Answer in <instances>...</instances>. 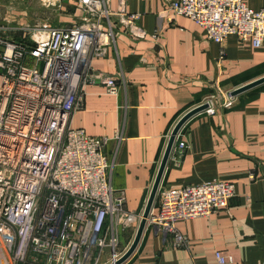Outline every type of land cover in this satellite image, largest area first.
<instances>
[{
  "label": "built area",
  "instance_id": "built-area-1",
  "mask_svg": "<svg viewBox=\"0 0 264 264\" xmlns=\"http://www.w3.org/2000/svg\"><path fill=\"white\" fill-rule=\"evenodd\" d=\"M74 1L84 13L81 24L39 28L43 36L36 40L0 34V249L11 264H116L128 249L120 232L135 217L124 212V192L109 183L111 166L101 151L106 140L71 129L70 118L86 82L116 93L114 79L95 74L91 61L120 38L135 41L140 16L127 14L126 0L116 11L109 0ZM166 1L161 16L194 21L212 42L235 35L257 48L264 44V9L251 10L242 0ZM235 101L232 92L215 91L200 115L216 116ZM181 130L169 154L176 165L188 149ZM235 196L233 184L221 181L158 188V212L149 213L145 228L185 247L174 224L226 210ZM216 259L232 263L220 253Z\"/></svg>",
  "mask_w": 264,
  "mask_h": 264
},
{
  "label": "crops",
  "instance_id": "crops-1",
  "mask_svg": "<svg viewBox=\"0 0 264 264\" xmlns=\"http://www.w3.org/2000/svg\"><path fill=\"white\" fill-rule=\"evenodd\" d=\"M17 1L58 3L69 20L51 27L83 23L84 13L74 0ZM242 1L251 10L264 9V0ZM109 3L113 11L118 9L119 0ZM166 8V0H126L127 14L140 16L134 28L138 38H120L105 56L91 61L94 73L112 77L117 91L108 94L101 82H86L82 103L70 118L71 129L106 140L101 151L111 166L109 183L124 192V212L135 217L120 232L122 248L134 240L180 118L215 91L233 94L264 77V44L257 48L235 35L222 44L212 42L184 16L168 22L161 16ZM233 96L237 103L231 108L213 117L199 114L185 123L181 137L188 149L179 165L168 159L159 188L221 181L233 184L236 196L226 210L176 222V231L187 239L185 247L175 248L170 237L144 228L126 264H219L216 253L231 257L227 264H264V82ZM150 212H158L157 198ZM5 263L11 264L7 258Z\"/></svg>",
  "mask_w": 264,
  "mask_h": 264
},
{
  "label": "rangeland",
  "instance_id": "rangeland-1",
  "mask_svg": "<svg viewBox=\"0 0 264 264\" xmlns=\"http://www.w3.org/2000/svg\"><path fill=\"white\" fill-rule=\"evenodd\" d=\"M37 3L23 5L24 3L18 4V1L15 3V0H0V34L17 41H25L29 37L36 40L43 36L38 30L44 24L55 26L67 19L63 16L65 12H60L58 3L54 1L42 5L40 2ZM72 7L66 6L69 11L73 9ZM0 259L6 264L5 257L1 254Z\"/></svg>",
  "mask_w": 264,
  "mask_h": 264
},
{
  "label": "water",
  "instance_id": "water-1",
  "mask_svg": "<svg viewBox=\"0 0 264 264\" xmlns=\"http://www.w3.org/2000/svg\"><path fill=\"white\" fill-rule=\"evenodd\" d=\"M263 82H264V77L259 79V80H256L255 82H252L248 85L242 86L241 88H238L237 90H235L233 92V95H237V94H240L242 92H245V91H247L253 87L258 86L259 84H261ZM205 108L206 107L204 105H200V106H197L196 108H193L192 110L187 112L184 116H182L180 118V120L176 123V125L174 126V128H173V130H172V132L168 138V142H167V145H166V148H165V151H164V154H163L160 166H159V170H158L157 176L155 178L153 187L151 189L145 210L141 216V220H140L139 225L137 227L134 240L131 243L130 247L125 252V254L122 256V258L116 264H122V263L126 262L132 256V254L134 253V251L136 250V248L140 242V239H141L143 232H144L146 219L148 217V214H149L151 207L154 203V200L156 198V194H157V191L159 188V184H160L162 175L164 173V169L166 167L167 161L169 159V154H170L172 146L175 142L176 136L178 135L179 131L181 130V128L185 125V123L187 121H189L192 117L200 114Z\"/></svg>",
  "mask_w": 264,
  "mask_h": 264
},
{
  "label": "bare ground",
  "instance_id": "bare-ground-1",
  "mask_svg": "<svg viewBox=\"0 0 264 264\" xmlns=\"http://www.w3.org/2000/svg\"><path fill=\"white\" fill-rule=\"evenodd\" d=\"M0 254L6 258L5 254L2 252V249H0Z\"/></svg>",
  "mask_w": 264,
  "mask_h": 264
}]
</instances>
